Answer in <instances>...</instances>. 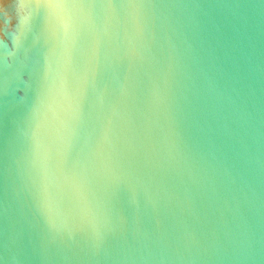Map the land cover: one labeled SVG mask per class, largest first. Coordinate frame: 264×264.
Returning a JSON list of instances; mask_svg holds the SVG:
<instances>
[{"label":"water","instance_id":"95a60500","mask_svg":"<svg viewBox=\"0 0 264 264\" xmlns=\"http://www.w3.org/2000/svg\"><path fill=\"white\" fill-rule=\"evenodd\" d=\"M0 264H264V0H0Z\"/></svg>","mask_w":264,"mask_h":264}]
</instances>
